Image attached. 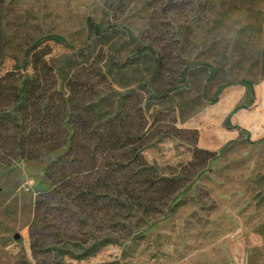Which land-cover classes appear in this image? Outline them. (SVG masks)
<instances>
[{
  "label": "rangeland",
  "instance_id": "rangeland-1",
  "mask_svg": "<svg viewBox=\"0 0 264 264\" xmlns=\"http://www.w3.org/2000/svg\"><path fill=\"white\" fill-rule=\"evenodd\" d=\"M89 22L110 29L120 59L136 46L166 48L159 88L186 68L181 89L148 112L159 129L144 152L183 190L112 231L91 225L107 244L73 259L33 251L29 237L34 204L51 190L45 169L66 148L0 162V264H264V0H0V75L29 50L62 67Z\"/></svg>",
  "mask_w": 264,
  "mask_h": 264
},
{
  "label": "trees",
  "instance_id": "trees-1",
  "mask_svg": "<svg viewBox=\"0 0 264 264\" xmlns=\"http://www.w3.org/2000/svg\"><path fill=\"white\" fill-rule=\"evenodd\" d=\"M48 54L26 51L21 67L0 75V162L38 160L66 148L45 169L51 190L34 204L29 237L33 251L85 259L108 242L91 225L112 231L121 219L170 207L182 192L181 180L159 177L144 152L159 129L148 112L181 89L186 68L159 88L166 48L136 46L120 59L110 29L92 22L62 67L51 66Z\"/></svg>",
  "mask_w": 264,
  "mask_h": 264
},
{
  "label": "crops",
  "instance_id": "crops-1",
  "mask_svg": "<svg viewBox=\"0 0 264 264\" xmlns=\"http://www.w3.org/2000/svg\"><path fill=\"white\" fill-rule=\"evenodd\" d=\"M228 98L230 99V101L232 102H236L238 100L237 97H231V96H228Z\"/></svg>",
  "mask_w": 264,
  "mask_h": 264
}]
</instances>
